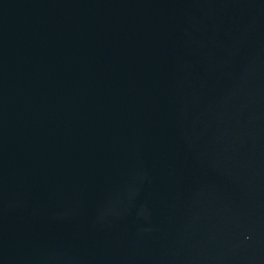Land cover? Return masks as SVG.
I'll list each match as a JSON object with an SVG mask.
<instances>
[{
  "label": "water",
  "instance_id": "1",
  "mask_svg": "<svg viewBox=\"0 0 264 264\" xmlns=\"http://www.w3.org/2000/svg\"><path fill=\"white\" fill-rule=\"evenodd\" d=\"M0 264H264V0H0Z\"/></svg>",
  "mask_w": 264,
  "mask_h": 264
}]
</instances>
